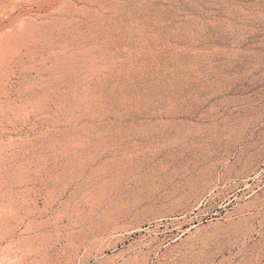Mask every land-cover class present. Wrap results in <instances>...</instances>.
Wrapping results in <instances>:
<instances>
[{
	"label": "rangeland",
	"instance_id": "obj_1",
	"mask_svg": "<svg viewBox=\"0 0 264 264\" xmlns=\"http://www.w3.org/2000/svg\"><path fill=\"white\" fill-rule=\"evenodd\" d=\"M112 157L110 190L73 174ZM262 211L264 0H0V264H264Z\"/></svg>",
	"mask_w": 264,
	"mask_h": 264
},
{
	"label": "bare ground",
	"instance_id": "obj_2",
	"mask_svg": "<svg viewBox=\"0 0 264 264\" xmlns=\"http://www.w3.org/2000/svg\"><path fill=\"white\" fill-rule=\"evenodd\" d=\"M135 92V91H134ZM134 94V93H133ZM132 94V95H133ZM173 117V116H172ZM130 118V117H129ZM156 118V117H155ZM165 118V117H164ZM133 119V118H132ZM139 119V118H138ZM149 119V118H148ZM152 119V118H151ZM171 119V118H170ZM173 119V118H172ZM171 119V120H172ZM123 120H124V118H123ZM141 120V119H140ZM156 120V119H155ZM161 120H163V119H161ZM164 121V120H163ZM133 122V121H132ZM155 122H157V121H155ZM117 123V122H116ZM115 123V124H116ZM139 123V122H138ZM142 123V122H141ZM151 123H153V122H151ZM150 123V124H151ZM163 123V122H162ZM169 123V122H168ZM135 124V123H134ZM160 124V123H159ZM100 125H102V124H100ZM119 125H120V123H119ZM124 125V124H123ZM129 125V124H128ZM149 125V124H148ZM167 125V124H166ZM178 125H180V124H178ZM177 125V126H178ZM121 126V125H120ZM131 126V125H130ZM146 126V125H145ZM162 126V125H161ZM182 126H184V125H182ZM182 126H181V128H182ZM100 127V126H99ZM123 127V126H122ZM129 127V126H128ZM133 127V126H132ZM135 127V126H134ZM144 127V126H143ZM157 127V126H156ZM164 127H165V125H164ZM169 127V126H168ZM185 128H186V126H184ZM117 128V127H116ZM167 128V127H166ZM192 128V127H191ZM95 129V128H94ZM100 129V128H99ZM115 128H113V130H114ZM120 129H121V127H120ZM125 129V128H124ZM138 129H139V127H138ZM137 129V130H138ZM147 129H148V127H147ZM154 129H155V127H154ZM158 129V128H157ZM156 129V130H157ZM160 129V128H159ZM162 129V128H161ZM169 129V128H168ZM100 130H102V129H100ZM106 130H107V128L105 129V133H106ZM111 130V129H110ZM118 130V129H117ZM170 130V129H169ZM190 130V129H189ZM234 130V129H233ZM237 130V129H236ZM235 130V131H236ZM107 131H109V130H107ZM114 131H116V130H114ZM120 131V130H119ZM152 131V130H151ZM178 131V130H177ZM181 131V130H180ZM100 132V131H99ZM112 132V131H111ZM124 132V131H123ZM132 132V131H131ZM131 132H129V133H131ZM142 132V131H141ZM148 132V131H147ZM153 132V131H152ZM242 132V131H241ZM84 133H86V132H84ZM97 133V132H96ZM104 133V134H105ZM119 133V132H118ZM127 133V132H126ZM133 134H134V132H132ZM159 133V132H158ZM184 133H186V132H184ZM183 133V134H184ZM232 133V132H231ZM89 134V133H88ZM103 134V135H104ZM113 134H114V132H113ZM117 134V133H116ZM138 134H140V133H138ZM153 134H155V133H153ZM157 134V133H156ZM181 134V133H180ZM234 134V133H233ZM232 134V135H233ZM244 134V133H243ZM102 134H100V136H101ZM108 135V134H107ZM107 135H104V136H107ZM110 135V134H109ZM132 135V134H131ZM136 135V134H135ZM143 135V134H142ZM146 135V134H145ZM176 135V134H175ZM174 135V136H175ZM237 135V134H236ZM88 136V135H87ZM96 136V135H95ZM111 136V138H112V135H110ZM109 136V137H110ZM117 136V135H116ZM126 136H127V134H126ZM128 136H129V134H128ZM133 136V135H132ZM141 136V135H140ZM165 136V135H164ZM173 136V135H172ZM173 136V137H174ZM178 136H180V135H178ZM177 136V137H178ZM235 136V135H234ZM94 137V136H93ZM131 137V136H130ZM134 137V136H133ZM136 137V136H135ZM138 137V136H137ZM146 137H148V136H146ZM236 137V136H235ZM238 137H239V135H238ZM103 138V137H102ZM105 138V137H104ZM119 138V137H118ZM123 138H125V137H123ZM149 138V137H148ZM167 138V137H166ZM187 138H188V136H187ZM187 138H186V140H187ZM202 138H204V137H202ZM206 138V137H205ZM241 138H242V136H241ZM86 139H89V138H86ZM97 139H99V138H97ZM107 139V138H106ZM114 139H115V137H114ZM113 139V140H114ZM126 139V138H125ZM144 139H146V138H144ZM179 139V138H178ZM177 139V140H178ZM185 139V138H184ZM242 139H244V138H242ZM101 139H99V141H100ZM117 140V139H116ZM119 140V139H118ZM148 140V139H147ZM182 140V139H181ZM202 140V139H201ZM236 140V139H235ZM238 140H239V138H238ZM254 140V139H253ZM91 141H92V139H91ZM95 141H96V139H95ZM98 141V140H97ZM110 141V140H109ZM137 141V140H136ZM243 141V140H242ZM241 141V142H242ZM255 141V140H254ZM258 141V140H257ZM82 142V141H81ZM84 142V141H83ZM104 142V141H103ZM117 142V141H116ZM115 142V143H116ZM121 142V141H120ZM123 142V141H122ZM143 142V141H142ZM240 142V141H239ZM106 142H104V144H105ZM168 143V142H167ZM203 143V142H202ZM258 143V142H257ZM87 144V143H86ZM109 144V143H108ZM112 144V143H111ZM131 144V143H130ZM134 144V143H133ZM150 144V143H149ZM148 144V145H149ZM240 144V143H239ZM92 145V144H91ZM98 145V144H97ZM135 145V144H134ZM138 145V144H137ZM153 145V144H152ZM175 145V144H174ZM189 145V144H188ZM192 145V144H191ZM195 145V144H194ZM202 145H204V144H202ZM237 145V144H236ZM112 146V145H111ZM127 146H129V144L127 145ZM150 146V145H149ZM153 146H155V145H153ZM250 146V145H249ZM77 147V146H76ZM82 147V146H81ZM88 147V146H87ZM94 147H95V145H94ZM121 147V146H120ZM141 147V146H140ZM139 147V148H140ZM146 147V146H145ZM148 147V146H147ZM189 147V146H188ZM205 147V146H204ZM213 147V146H212ZM254 147V146H253ZM89 148V147H88ZM87 148V149H88ZM90 148H91V146H90ZM96 148V147H95ZM94 148V149H95ZM105 148V147H104ZM107 148H108V146H107ZM125 148V147H124ZM129 147H127V149H128ZM142 148V147H141ZM184 148V147H183ZM187 148V147H186ZM78 149V148H77ZM76 148H75V150H77ZM86 149V150H87ZM99 149H101V148H99ZM155 149H157V148H155ZM83 150V149H82ZM82 150L80 151V152H82ZM92 150V149H91ZM103 150V149H102ZM119 150V149H118ZM117 150V151H118ZM136 150V149H135ZM139 150V149H138ZM159 150H160V148H159ZM197 150H200V149H197ZM207 150V149H206ZM245 150V149H244ZM66 151V150H65ZM97 151H98V148H97ZM104 151V150H103ZM127 151V150H126ZM203 151V150H202ZM201 151V152H202ZM205 151V150H204ZM212 151V150H211ZM75 152V151H74ZM73 152V153H74ZM91 153H92V151H90ZM94 152H96V151H94ZM102 152V151H101ZM129 152V151H128ZM133 152V151H132ZM136 152V151H135ZM138 152V151H137ZM139 152H140V150H139ZM150 152V151H149ZM158 152V151H157ZM210 152V151H209ZM72 153V154H73ZM90 153V154H91ZM98 153H100V152H98ZM104 153V152H103ZM121 153V152H120ZM124 153V152H123ZM154 153V152H153ZM77 154V153H76ZM78 154H79V152H78ZM87 154H89V153H87ZM94 154V153H93ZM92 154V155H93ZM110 154V153H109ZM119 154V153H118ZM126 154V153H125ZM144 154V153H143ZM203 154V153H202ZM206 154V153H205ZM113 155V154H112ZM119 155H121V154H119ZM130 155V154H129ZM75 156V155H74ZM77 156V155H76ZM89 156V155H88ZM100 156V155H99ZM137 156V155H136ZM146 156V155H145ZM153 156V155H152ZM71 157H72V155H71ZM90 157V156H89ZM93 157V156H92ZM120 157V156H119ZM130 157V156H129ZM140 157V156H139ZM67 158V157H66ZM95 158H99L98 156H96ZM95 158H93L92 160L93 161H96L95 160ZM105 158V157H104ZM122 158V157H121ZM124 158V157H123ZM122 158V159H123ZM126 158V157H125ZM128 158V157H127ZM126 158V159H127ZM148 158V157H147ZM151 158V157H150ZM80 159V158H79ZM82 159V158H81ZM84 160H85V158H83ZM109 159V158H108ZM118 159V158H117ZM131 163L130 164H132L133 165V160L134 159H132V156H131ZM240 159V158H239ZM67 160V159H66ZM66 160H64V161H66ZM69 160V159H68ZM89 160V159H88ZM87 160V161H88ZM124 160V159H123ZM129 160V159H128ZM140 160V159H139ZM144 160H145V158H144ZM148 160V159H147ZM87 161H85L86 163H87ZM102 161V160H101ZM136 161V160H135ZM84 162V163H85ZM128 162V161H127ZM137 162L138 161H136V164H137ZM145 162V161H144ZM70 163H72V162H70ZM94 163V162H93ZM123 163V162H122ZM121 163V159H120V161L119 160H116V159H113V157H112V160L111 161H108V162H106V163H101L100 165H98V166H96L95 164V166L93 167L92 165H91V162H90V164L88 163V164H83L84 166H79V165H77V166H79V167H77V166H75V165H71L72 167H74L73 169H75L76 171V173H73L72 171V173L74 174V175H76V174H78V176H76V177H80V176H84L83 178H84V180H85V182H86V184L87 185H90L91 186V182L93 183L94 182V185L96 186V188L99 186V187H101L102 189L104 188L105 189V187H107L108 186V184L109 183H111V182H115V180H118V178L119 179H121L120 177H123V176H125L124 174H126V173H129L128 171H129V169L131 168V166H128L127 164L125 165V161H124V163L122 164ZM56 164V163H55ZM135 164V163H134ZM142 164V163H141ZM140 164V165H141ZM147 164V163H146ZM57 165V164H56ZM65 165V164H64ZM68 165V164H67ZM60 166V165H59ZM58 166V167H59ZM70 166V165H69ZM134 167H137V166H135V165H133ZM133 166H132V168H133ZM150 166V165H149ZM151 166H153V165H151ZM49 167V166H48ZM56 167V166H55ZM63 167V166H62ZM145 167V166H144ZM143 167V168H144ZM46 168V167H45ZM77 168H79L78 170H77ZM131 168V169H132ZM141 168V167H140ZM63 169H64V167H63ZM130 169V170H131ZM134 169V168H133ZM137 169V168H136ZM135 169V170H136ZM139 169V168H138ZM53 170V169H52ZM54 170H55V168H54ZM57 170H59V169H57ZM140 170V169H139ZM68 171V170H67ZM143 171V170H142ZM151 171V170H150ZM46 172V171H45ZM44 172V173H45ZM56 172V171H55ZM59 172V171H58ZM57 172V173H58ZM65 172V171H64ZM70 172V171H69ZM132 172H134V171H132ZM132 172H130L129 174L131 175V173ZM137 172V171H136ZM143 172H145V170L143 171ZM153 172V171H152ZM146 173V172H145ZM48 174V173H47ZM67 174V173H66ZM65 174V175H66ZM137 174V173H136ZM139 174V173H138ZM144 174V173H143ZM41 175V174H40ZM49 175L51 176V174H50V172H49ZM57 175V174H56ZM80 175V176H79ZM141 175V174H140ZM146 175V174H145ZM149 175V174H148ZM49 176V177H50ZM60 176V175H59ZM70 176V175H69ZM137 176V175H136ZM147 176V175H146ZM146 176H145V178H146ZM144 177V176H143ZM44 178V177H43ZM60 178V177H59ZM72 178H75V177H72ZM81 178V177H80ZM82 178V179H83ZM137 178V177H136ZM144 178V179H145ZM50 179V178H49ZM52 179V178H51ZM63 179H64V177H63ZM69 179V178H68ZM76 179V178H75ZM79 179V178H78ZM77 179V180H78ZM134 179V178H133ZM138 179V178H137ZM41 180H42V178H41ZM58 180V179H57ZM132 180V179H131ZM141 180V179H140ZM61 181V180H60ZM64 181H66V180H64ZM72 181V180H71ZM74 181V180H73ZM128 181V180H127ZM134 181V180H133ZM144 181V180H143ZM142 181V182H143ZM70 182V181H69ZM119 182H121V181H119ZM126 182V181H125ZM146 182V181H145ZM144 182V183H145ZM46 183H47V181H46ZM56 183V182H55ZM62 183V182H61ZM64 184L63 185H65V182H63ZM68 183V182H67ZM73 183V182H72ZM82 183H84V182H82ZM118 183V182H117ZM127 183V182H126ZM58 184V183H57ZM86 184H84V185H86ZM111 184H113V185H115L114 183H111ZM134 184V183H133ZM140 184V183H139ZM147 184V183H146ZM82 186H84L83 184H81ZM93 185V184H92ZM132 185V184H131ZM134 186H135V184H134ZM63 187V186H62ZM92 187V186H91ZM94 187V186H93ZM109 187V186H108ZM117 187H118V185H117ZM125 187H126V185H125ZM147 187V186H146ZM84 188V187H83ZM95 188V187H94ZM112 188V187H111ZM114 188V187H113ZM139 188V187H138ZM137 188V189H138ZM64 189H66V188H64ZM75 189V188H74ZM88 189V188H87ZM91 189V188H90ZM89 189V191H90V193L88 194L89 196L90 195H92L94 192H91V190ZM98 190L100 189V188H97ZM109 190H110V187L108 188ZM127 189V188H126ZM133 189V188H132ZM131 189V190H132ZM82 190V189H81ZM80 190V191H81ZM94 190V189H93ZM92 190V191H93ZM98 190H96V191H98ZM101 190V189H100ZM99 190V191H100ZM113 190V189H112ZM118 190V189H117ZM124 190V189H123ZM134 190V189H133ZM132 190V191H133ZM73 191V190H72ZM95 191V190H94ZM99 191H98V193H99ZM114 191V190H113ZM137 191V190H136ZM140 191V190H139ZM143 191H145L144 190V188H143ZM55 192V191H54ZM88 192V191H87ZM125 192H126V190H125ZM142 192V191H141ZM53 193V192H52ZM74 193V192H73ZM82 193H84V192H82ZM96 193V192H95ZM108 192L106 191V194H107ZM110 193V192H109ZM108 193V194H109ZM113 193V192H112ZM129 193V192H128ZM134 193H136V192H134ZM70 194V193H69ZM85 194V193H84ZM83 194V195H84ZM103 194V193H102ZM101 194V195H102ZM133 194V193H132ZM132 194H130V195H132ZM146 194V193H145ZM82 195V196H83ZM87 195V194H86ZM100 195V196H101ZM115 195V194H114ZM121 195V194H120ZM124 195V194H123ZM72 196H73V194H72ZM92 196H96V194L95 195H92ZM99 196V195H98ZM108 196V195H107ZM126 196V195H125ZM135 196V195H134ZM140 196V195H139ZM147 196V195H146ZM97 197V196H96ZM111 197V196H110ZM120 197H122V196H120ZM133 197V196H132ZM137 197V196H136ZM92 198V197H91ZM95 198V197H94ZM94 198H92V199H94ZM103 198H104V196H103ZM114 198V197H113ZM139 198V197H138ZM147 198V197H146ZM75 199H77V198H75ZM79 199V198H78ZM110 199V198H109ZM133 199V198H132ZM132 199H130V200H132ZM134 199H136V198H134ZM142 199H144V198H142ZM148 199V198H147ZM48 200H50V199H48ZM113 200V199H112ZM115 200V199H114ZM140 200V199H139ZM51 201V200H50ZM85 201V200H84ZM98 201V200H97ZM121 201H122V199H121ZM134 201V200H133ZM137 201V200H136ZM143 201V200H142ZM69 202V201H68ZM68 202H66V205H67V203ZM78 202V201H77ZM76 202V203H77ZM100 202H101V200H100ZM108 202L109 203H111L109 200H108ZM119 202V201H118ZM126 202H128V201H126ZM52 203V202H51ZM70 203V202H69ZM68 203V204H69ZM95 203H97V202H95ZM141 203V202H140ZM256 203V202H255ZM78 204V203H77ZM126 204V203H125ZM134 204V203H133ZM75 205V204H74ZM73 205V206H74ZM81 205V204H80ZM95 204H93V206H94ZM101 205V204H100ZM106 205V204H105ZM110 205V204H109ZM128 205V204H127ZM146 205V204H145ZM90 206V205H89ZM116 206V205H115ZM128 206H130V202H129V205ZM139 206V205H138ZM240 206V205H239ZM24 207V206H23ZM66 207V206H65ZM68 207H69V205H68ZM77 207H79V206H77ZM81 207V206H80ZM91 207H92V205H91ZM98 207V206H97ZM97 207H96V209H97ZM127 207V206H126ZM134 207H135V204H134ZM147 207V206H146ZM180 207V206H179ZM236 207V206H235ZM44 208H46L45 206H44ZM70 208V207H69ZM82 208V207H81ZM80 208V209H81ZM113 208V207H112ZM132 208H133V206H132ZM138 208V207H137ZM178 208V207H177ZM182 208V207H181ZM241 208V207H240ZM243 209H239V210H233V212H230L229 211V213H223V212H216V213H213V215H212V219H214L216 222H215V228H214V231H213V233L210 235L211 237V239H216V240H223V239H231V238H235L236 236L238 237V235L239 234H242V233H245L246 231H249V230H251V231H253L254 229H255V225H254V223H255V220H256V218L257 217H260L261 215H260V213L259 212H254V210L252 209V207L251 206H247V207H242ZM26 209H27V207H26ZM67 210H68V208H66ZM78 209V208H77ZM100 209V208H99ZM107 209V208H106ZM145 209V208H144ZM193 209V208H192ZM191 209V210H192ZM209 209V208H208ZM22 210H23V208H22ZM46 210V209H45ZM73 210H74V208H73ZM84 210V209H83ZM110 210V209H109ZM109 210H107V211H109ZM136 210V209H135ZM139 210H141V209H139ZM158 210V209H157ZM179 210H182V209H179ZM178 210V211H179ZM186 210H187V208H186ZM189 210V209H188ZM260 210H262V209H260ZM23 211H25V210H23ZM42 210H39V212H41ZM88 211H90V210H88ZM96 211V210H95ZM103 211V210H102ZM105 211V210H104ZM115 211V210H114ZM143 211V210H142ZM169 211V210H168ZM201 211H203V210H201ZM205 211V210H204ZM218 211V210H217ZM256 211V210H255ZM28 212V211H27ZM47 212V211H46ZM63 212V211H62ZM124 212V211H123ZM127 212V211H126ZM177 212V211H176ZM183 212H186V211H183ZM192 212V211H191ZM262 212H264V211H262ZM41 213H43V212H41ZM65 213V212H64ZM72 213V212H71ZM74 213V212H73ZM84 213H87V212H84ZM89 214H90V212H88ZM128 213V212H127ZM134 213V212H133ZM137 213H139L137 210H136V213H135V215L137 214ZM159 213H161L160 211H159ZM162 213H164V212H162ZM170 214L172 213V212H169ZM168 212L166 213L165 212V215L167 214H169ZM199 213V212H198ZM24 214V213H23ZM29 214V213H28ZM77 214V213H76ZM81 214H83V213H81ZM120 214V213H119ZM181 214V213H180ZM184 214V213H183ZM186 214V213H185ZM208 214V213H207ZM264 214V213H263ZM49 215V214H48ZM63 215H65V214H63ZM69 215V214H68ZM88 215V214H87ZM103 215V214H102ZM121 215V214H120ZM133 215V214H132ZM162 215H164V214H162ZM164 215V216H165ZM172 215H173V213H172ZM182 215V214H181ZM202 215V214H201ZM210 215V216H211ZM23 216V215H22ZM60 216V215H59ZM62 216V215H61ZM77 216V215H76ZM97 216V215H96ZM109 216V215H108ZM122 216V215H121ZM195 216V215H194ZM207 216V215H206ZM21 217V216H20ZM53 217V216H52ZM67 217H69V216H67ZM89 217V216H88ZM104 217V216H103ZM118 217V216H117ZM116 217V218H117ZM123 217H125L126 218V215L125 216H123ZM137 217V216H136ZM176 217V216H175ZM24 218H25V216H24ZM48 218H49V216H48ZM72 218V217H71ZM80 218H81V216H80ZM85 218V217H84ZM89 218H91V217H89ZM114 219V221L115 220H120V218H118V219ZM122 218V217H121ZM129 218V217H128ZM138 218V217H137ZM167 218V217H166ZM191 218V217H190ZM196 218V217H195ZM62 219V218H61ZM127 219V218H126ZM187 219V218H186ZM192 219V218H191ZM30 220V219H29ZM72 220V219H71ZM99 220V219H98ZM103 220H105V218L103 219ZM122 220V219H121ZM190 220V219H189ZM259 220V219H258ZM263 220V219H262ZM21 221V220H20ZM23 221V220H22ZM45 221V220H44ZM63 221V220H62ZM79 221V220H78ZM85 221V220H84ZM93 221V220H92ZM95 221V220H94ZM101 221V220H100ZM99 221V222H100ZM108 221V220H107ZM110 221V220H109ZM111 221H113V220H111ZM122 221H124V220H122ZM187 221V220H186ZM204 221H206V219L203 217V216H199L198 218H196V220L194 221V223H197V224H200V223H202V222H204ZM9 222V221H8ZM30 222V221H29ZM72 222V221H71ZM90 222V221H89ZM125 222V221H124ZM137 222V221H136ZM140 222V221H139ZM183 222V221H182ZM259 222H261V220L259 221ZM259 222H258V225H259ZM21 223V222H20ZM31 223V222H30ZM35 223V222H34ZM44 223V222H43ZM76 223V222H75ZM80 223V222H79ZM81 223H82V220H81ZM96 223V222H95ZM109 222H106L105 221V223H103L102 224V226H101V229H103V230H107V228H112V229H117L118 227H120L119 225H118V223H114V224H108ZM127 223H128V221H127ZM7 224V223H6ZM29 224V223H28ZM41 224V223H40ZM78 224V223H77ZM84 224V223H83ZM129 224H130V222H129ZM129 224H128V227H129ZM132 224V223H131ZM131 224H130V226H131ZM141 224V223H140ZM143 224V223H142ZM141 224V225H142ZM261 224V223H260ZM45 225V224H44ZM48 225V224H47ZM86 225V224H85ZM97 224H95V226H96ZM100 225V224H99ZM124 225V224H123ZM123 225L121 224V226L123 227ZM193 224H192V222H191V226H192ZM257 225V224H256ZM262 225V224H261ZM37 226V225H36ZM35 226V227H36ZM86 226H88V225H86ZM89 226H90V224H89ZM88 226V227H89ZM133 226H134V224H133ZM132 226V227H133ZM136 226V225H135ZM194 226V225H193ZM30 227V226H29ZM32 227H33V225H32ZM121 227V228H122ZM125 227V226H124ZM127 227V228H128ZM138 227V226H137ZM137 227H136V229H137ZM262 227V226H261ZM92 228V227H91ZM99 228V227H98ZM88 229H90V228H88ZM126 229V228H125ZM129 229V228H128ZM135 229V228H134ZM133 229V230H134ZM213 229V228H212ZM253 229V230H252ZM111 230V229H110ZM108 231V232H113V231ZM119 230V229H118ZM121 230V229H120ZM122 230H123V228H122ZM121 230V231H122ZM130 230V229H129ZM141 230V229H140ZM143 230V229H142ZM257 230V229H256ZM256 230H255V232H256ZM89 231V230H88ZM91 231V230H90ZM93 231V230H92ZM125 231V230H124ZM131 231V230H130ZM129 231V232H130ZM101 232V231H100ZM107 232V231H106ZM114 232H117V231H115L114 230ZM119 232V231H118ZM254 232V231H253ZM97 234H99L98 232H96ZM126 233H128V232H126ZM248 232H246V234H247ZM251 233V232H250ZM88 234V233H87ZM103 234V233H102ZM105 234V233H104ZM103 234V235H104ZM111 234V233H110ZM100 235V234H99ZM243 235V234H242ZM85 236V235H84ZM97 236V235H96ZM101 236V235H100ZM240 237V236H239ZM250 237V236H249ZM236 240V239H235ZM142 246V245H141ZM176 258V257H175ZM180 262V261H179ZM186 262V261H185ZM183 263V262H182ZM189 263V262H188ZM179 264V263H178Z\"/></svg>",
	"mask_w": 264,
	"mask_h": 264
}]
</instances>
